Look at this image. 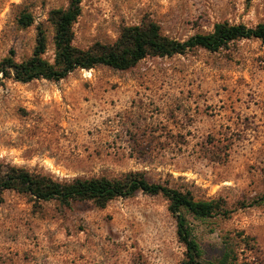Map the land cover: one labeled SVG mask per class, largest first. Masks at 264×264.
I'll return each mask as SVG.
<instances>
[{"label": "rangeland", "instance_id": "rangeland-1", "mask_svg": "<svg viewBox=\"0 0 264 264\" xmlns=\"http://www.w3.org/2000/svg\"><path fill=\"white\" fill-rule=\"evenodd\" d=\"M70 0H0V60L34 46L36 24ZM22 12L34 23L17 25ZM149 19L185 40L218 22L264 24V0H82L73 45L112 43ZM0 165L57 181L141 173L194 200L216 201L211 217L186 215L204 264H264V45L230 42L146 57L120 71L77 69L59 81L0 85ZM0 264H184L167 200L140 192L63 205L0 194ZM229 258L223 262L225 253Z\"/></svg>", "mask_w": 264, "mask_h": 264}, {"label": "trees", "instance_id": "trees-1", "mask_svg": "<svg viewBox=\"0 0 264 264\" xmlns=\"http://www.w3.org/2000/svg\"><path fill=\"white\" fill-rule=\"evenodd\" d=\"M82 0H70L66 8L48 11L46 21L53 29L52 60L45 58L47 51L46 29L36 24L35 40L31 54L20 60L14 50L0 60V85L5 80L28 83L34 80L59 81L77 69L89 70L95 66H106L114 70H128L146 57H171L196 48L217 52L230 42L241 39H257L264 45V24L247 27L241 23L218 22L210 32L198 33L185 40H177L161 33L160 26L149 19L137 25L124 26L112 43L96 42L83 49L73 45V25L81 14ZM17 25L28 28L34 23L31 13L22 12ZM13 190L28 196L35 202L56 200L63 205L74 201H90L104 208L114 199L129 198L140 192L164 197L169 213L176 223V236L185 247L184 264H204L200 261V250L191 233L186 215L196 219L211 217L216 211L223 215L216 201L194 200L189 192H182L158 183L149 182L141 173L129 172L120 177H77L70 181H57L51 177L33 174L15 166L0 165V194ZM1 202V198H0ZM264 203V196L251 203ZM229 251L223 262L229 258Z\"/></svg>", "mask_w": 264, "mask_h": 264}]
</instances>
